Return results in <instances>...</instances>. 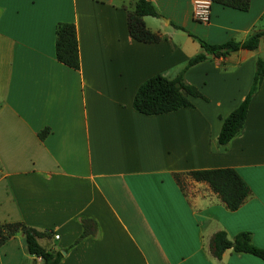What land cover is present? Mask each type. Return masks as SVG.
<instances>
[{
  "label": "crops",
  "instance_id": "obj_1",
  "mask_svg": "<svg viewBox=\"0 0 264 264\" xmlns=\"http://www.w3.org/2000/svg\"><path fill=\"white\" fill-rule=\"evenodd\" d=\"M135 2L0 0V225L46 231L39 243L66 252L59 264H264L208 249L218 230L229 239L248 231L264 248V80L239 134L226 145L217 139L252 85L264 39L189 67L183 79L204 97L190 96L193 107L157 115L133 107L146 79L173 77L202 51L193 36L220 44L264 30V0L247 11L212 3L207 23L192 18L193 0H151L160 16L143 20L161 36L152 43L128 33ZM65 22L76 28L78 70L55 56ZM218 167L236 169L250 187L235 211L207 183L186 177L181 188L174 178ZM82 218L97 231L69 248ZM0 264L42 262L18 231L0 245Z\"/></svg>",
  "mask_w": 264,
  "mask_h": 264
},
{
  "label": "trees",
  "instance_id": "obj_2",
  "mask_svg": "<svg viewBox=\"0 0 264 264\" xmlns=\"http://www.w3.org/2000/svg\"><path fill=\"white\" fill-rule=\"evenodd\" d=\"M223 6L240 11H247L250 0H211ZM159 17L160 14L151 0H136L133 10L127 16V28L129 35L141 42L152 43L161 39L160 34L149 30L143 20V16ZM177 28L180 26L175 25ZM55 56L64 65L78 70L80 66L79 48L76 28L73 23H59L56 26ZM193 36V35H192ZM196 38L202 51L188 58L177 70L173 77L156 74L146 79L136 90L133 97L134 109L144 115H157L175 111L182 107H193L190 96L202 97V94L191 85L185 83L184 72L191 66L207 59L208 54L225 56L230 51L238 49L255 50L259 41L264 39V30L253 32L244 41L229 40L220 44H211L201 38ZM264 80V58L257 56L252 85L241 103L234 108L222 120L218 134L220 145H226L237 136L242 129L250 100L253 93ZM46 130L39 136L42 138ZM189 177L198 182L207 183L211 190L218 195L225 207L230 211L237 210L251 193L249 185L232 167H218L190 170L182 173H174L177 184L182 188V180ZM82 232L80 236L69 246L78 244L85 237L94 235L97 225L94 220L82 218ZM20 231L24 236L26 251L39 257L42 264H59L63 255L58 249H46L39 243V238L47 235L46 231L38 230L23 222L4 223L0 225V245H2L14 233ZM208 249L215 258H220L226 249H232L236 253H249L264 261V248L256 246L252 242L251 233L240 231L232 239L227 237L224 230L215 231L209 238Z\"/></svg>",
  "mask_w": 264,
  "mask_h": 264
},
{
  "label": "built area",
  "instance_id": "obj_3",
  "mask_svg": "<svg viewBox=\"0 0 264 264\" xmlns=\"http://www.w3.org/2000/svg\"><path fill=\"white\" fill-rule=\"evenodd\" d=\"M211 0H193L192 18L200 23H207L210 19ZM58 238V235H55Z\"/></svg>",
  "mask_w": 264,
  "mask_h": 264
},
{
  "label": "water",
  "instance_id": "obj_4",
  "mask_svg": "<svg viewBox=\"0 0 264 264\" xmlns=\"http://www.w3.org/2000/svg\"><path fill=\"white\" fill-rule=\"evenodd\" d=\"M61 253H62V255H65L66 254V252L64 250H62Z\"/></svg>",
  "mask_w": 264,
  "mask_h": 264
}]
</instances>
